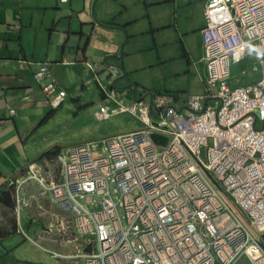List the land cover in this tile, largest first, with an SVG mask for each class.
Instances as JSON below:
<instances>
[{
	"label": "built area",
	"instance_id": "built-area-1",
	"mask_svg": "<svg viewBox=\"0 0 264 264\" xmlns=\"http://www.w3.org/2000/svg\"><path fill=\"white\" fill-rule=\"evenodd\" d=\"M203 16V95L185 111L172 95L152 94L100 112L129 113L142 127L106 139L105 155L83 144L57 156L62 178L47 191L63 214L61 242L73 229L84 264H264V0H205ZM253 51L262 77L231 88L232 65ZM51 76L42 65L35 79L57 107L65 93L54 79L42 84ZM30 179L40 181L31 168Z\"/></svg>",
	"mask_w": 264,
	"mask_h": 264
},
{
	"label": "crops",
	"instance_id": "crops-1",
	"mask_svg": "<svg viewBox=\"0 0 264 264\" xmlns=\"http://www.w3.org/2000/svg\"><path fill=\"white\" fill-rule=\"evenodd\" d=\"M203 9V0H0V195L14 192L18 201L14 211L0 205V264H65L67 257L51 253L70 255L57 228L63 214L46 192L61 180V170L57 155L42 157L63 150L50 140L42 144L46 123L58 113L36 82L41 65L52 75L42 84L56 80L64 101L71 97L76 105L83 98L79 93L92 92L88 85L95 83L102 92L110 89L121 106L171 94L175 107L185 111L187 100L202 95L206 83ZM105 60L115 66V77ZM91 62L98 65L93 80L84 75ZM103 69L110 75L106 82ZM252 73L240 87L263 75L255 67ZM28 167L37 168L41 183L21 182ZM68 234L81 256L83 239L73 229Z\"/></svg>",
	"mask_w": 264,
	"mask_h": 264
},
{
	"label": "rangeland",
	"instance_id": "rangeland-1",
	"mask_svg": "<svg viewBox=\"0 0 264 264\" xmlns=\"http://www.w3.org/2000/svg\"><path fill=\"white\" fill-rule=\"evenodd\" d=\"M148 49H142L145 55L150 54V50ZM248 54L241 62L232 65L230 75L231 88L244 85L252 75H256V73H252L253 67L257 68L259 71L261 70L262 57L260 52L254 51L249 55ZM103 73L105 76H101L103 77V81L106 82L108 77L110 79V75L109 73H105L104 69L101 71V74ZM95 74V71L84 73L85 76H88L92 80ZM88 86H90L89 89L93 88V91L87 93L80 92L79 95L83 98L79 105H76L71 97L66 98L65 101L63 99V108L60 109L57 107L55 110L56 113H58V118L46 123V129L43 131L45 133V138H43L42 132L37 131L35 136L37 143H40L42 138V144L47 143L50 140L52 141V146L62 148L61 150H63V153L71 146L90 144L95 156L105 155L104 143L107 138L131 132L141 127L140 120L129 113L113 114L109 117V120L99 121L96 118V114L116 109L120 106V103H117L114 99L110 89L102 92L95 83ZM91 93H93L92 96ZM122 104L127 106L130 105L131 102H122ZM30 128L31 127L29 126V129ZM29 140L32 141V139ZM79 201L80 203L85 204L84 200ZM12 211H14V209ZM242 216L248 221L244 214H242ZM259 235L264 236L263 234ZM63 243H66L67 247L71 248L68 250L70 255L63 254V259L67 257V259H65V261H67L65 264H79L80 261H83L84 264V259L81 258L77 251L74 253V248H76L74 243H70L68 238H63ZM82 248L83 253H85L86 248L84 245ZM236 264L249 263L246 258H241Z\"/></svg>",
	"mask_w": 264,
	"mask_h": 264
},
{
	"label": "clouds",
	"instance_id": "clouds-1",
	"mask_svg": "<svg viewBox=\"0 0 264 264\" xmlns=\"http://www.w3.org/2000/svg\"><path fill=\"white\" fill-rule=\"evenodd\" d=\"M62 2H65L66 0H61ZM204 1V9H205V0H203ZM204 9H203V12H204ZM203 18H204V16H203ZM204 27V26H203ZM201 33V32H200ZM201 40H202V37H201ZM203 49V48H202ZM254 52V51H253ZM259 52V51H258ZM251 53V52H250ZM246 57V56H245ZM204 58V57H203ZM243 60V59H242ZM241 60V61H242ZM241 61H239V62H241ZM239 62H237V63H239ZM44 65H47V64H44ZM89 65H94L95 67H94V70L93 71H95L96 72V70H97V64L96 63H93V62H91V63H87V67H86V71L85 72H93V71H90L89 70V68H88V66ZM103 65H105L106 66V69H107V71H110V73L112 74V76H114L115 77V73H114V67L115 66H113V64H109L108 63V61L107 60H105L104 62H103ZM42 66V65H41ZM47 67H48V65H47ZM48 69H49V67H48ZM205 69H206V67H205ZM39 70H40V68H39ZM38 70V71H39ZM255 70L256 71H258V69L257 68H255ZM37 74V73H36ZM230 75H231V73H230ZM113 78V77H112ZM229 79H230V77L228 78V80H227V83H228V85H229ZM56 81V80H55ZM57 82V81H56ZM58 84V83H57ZM205 86V85H204ZM230 86V85H229ZM240 87V86H239ZM247 87V86H246ZM235 88V87H234ZM58 90H59V88H58ZM59 91H61V90H59ZM64 92V91H63ZM65 93V92H64ZM150 95H152V94H150ZM168 95H171V94H168ZM203 95V94H202ZM65 96H66V94H65ZM173 96V95H172ZM198 96H201V95H198ZM174 97V96H173ZM192 97V96H191ZM65 98V97H64ZM63 98V99H64ZM175 98V97H174ZM63 99H62V101H61V104H62V102H63ZM141 99H143V100H145V97H142ZM138 100H140V99H138ZM134 101H137V99L135 98L134 100H132V101H130L131 103H133ZM188 101V100H187ZM60 104V105H61ZM186 104H187V102H186ZM60 105H58L57 107H59ZM121 106V105H120ZM124 106V105H123ZM120 108V107H119ZM119 108H117V109H115V110H118ZM186 109V108H185ZM110 111H114L113 109L112 110H110ZM110 111H108V112H110ZM117 114V113H116ZM113 115V114H112ZM115 115V114H114ZM107 119H109V118H107ZM107 119H105V120H107ZM104 120V121H105ZM100 121V120H99ZM103 121V120H102ZM141 122V121H140ZM141 127H142V123H141ZM140 127V128H141ZM139 129V128H138ZM138 129H136V130H138ZM136 130H134V131H136ZM134 131H131V132H134ZM127 133H130V132H127ZM122 134H125V133H122ZM151 134H156V133H151ZM118 135H120V134H118ZM158 135V134H157ZM117 136V135H116ZM159 136H162V135H159ZM112 137H114V136H112ZM151 137V136H150ZM163 137H166V136H163ZM109 138H111V137H109ZM167 139H168V137H166ZM108 139V138H107ZM153 141V140H152ZM168 141H169V139H168ZM154 143V142H153ZM155 144V143H154ZM168 144V143H167ZM156 145V144H155ZM158 146V145H157ZM167 146V145H166ZM165 146V147H166ZM159 147H161V146H159ZM164 148V147H163ZM59 154H61L60 152L57 154V156L59 155ZM57 156H56V159H57ZM31 167H28V172H29V169H30ZM32 169V168H31ZM34 172H35V175H36V178H38L40 181H38V180H34V179H30V180H28V181H25V180H23V181H21V182H23V183H25V182H29V181H37V182H42V179L40 178V175H39V172L37 171V168H35V169H32ZM60 170H61V168H60ZM27 176H28V174H27ZM27 178V177H26ZM61 178H62V170H61ZM17 182H20V181H17L16 180V182H14V183H12L11 185H14L15 183H17ZM60 182V181H59ZM49 186V185H48ZM48 186L46 187V192H48L47 191V188H48ZM49 193V192H48ZM16 194H17V191H16ZM13 196H14V193H13ZM14 201H15V205H16V202L18 203V201H17V198H16V195L14 196ZM15 209V208H14ZM237 211H238V213H240L241 214V216H242V214H244L245 215V213L241 210V209H239V208H237ZM246 216V218H247V215H245ZM242 218H244L243 216H242ZM248 219V218H247ZM245 220V219H244ZM246 221V223H250V221L248 220H245ZM51 229H53V227L51 226L50 227ZM260 234H263V233H260ZM264 235V234H263ZM25 236V235H24ZM257 236H258V238H259V240H260V244L263 246V248H264V245L262 244V238H264V236H260L259 234H257ZM26 237V236H25ZM83 245H84V243H83ZM51 254H53V253H51ZM57 254V253H56ZM60 255V254H59ZM53 256V255H52ZM62 257H54V258H56V259H61V258H64L63 257V255H61ZM82 258V257H81ZM242 258H246V257H242ZM247 259V258H246ZM248 260V259H247ZM248 262H249V264H251L250 263V261L248 260Z\"/></svg>",
	"mask_w": 264,
	"mask_h": 264
},
{
	"label": "trees",
	"instance_id": "trees-1",
	"mask_svg": "<svg viewBox=\"0 0 264 264\" xmlns=\"http://www.w3.org/2000/svg\"><path fill=\"white\" fill-rule=\"evenodd\" d=\"M59 153V149H53L49 152H46L42 158H52ZM0 205L7 210H13L15 208V201L13 194L11 192L4 193L0 195ZM262 244L264 245V238H262Z\"/></svg>",
	"mask_w": 264,
	"mask_h": 264
},
{
	"label": "water",
	"instance_id": "water-1",
	"mask_svg": "<svg viewBox=\"0 0 264 264\" xmlns=\"http://www.w3.org/2000/svg\"><path fill=\"white\" fill-rule=\"evenodd\" d=\"M150 136L153 142L158 146L165 147L168 143V139L166 137L159 136L157 134H151Z\"/></svg>",
	"mask_w": 264,
	"mask_h": 264
}]
</instances>
